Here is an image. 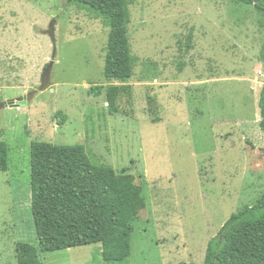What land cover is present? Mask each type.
I'll return each mask as SVG.
<instances>
[{
  "label": "rangeland",
  "instance_id": "374dc122",
  "mask_svg": "<svg viewBox=\"0 0 264 264\" xmlns=\"http://www.w3.org/2000/svg\"><path fill=\"white\" fill-rule=\"evenodd\" d=\"M65 1L0 2V141L10 147V169L0 172V264H18V243L39 247L34 141L85 146L93 164L134 175L147 200L127 261L108 263L91 245L41 254L44 264H203L228 219L264 197L261 15L230 0H133L139 61L125 84L132 97L113 115L107 89L121 83L104 76L110 28Z\"/></svg>",
  "mask_w": 264,
  "mask_h": 264
},
{
  "label": "trees",
  "instance_id": "16d2710c",
  "mask_svg": "<svg viewBox=\"0 0 264 264\" xmlns=\"http://www.w3.org/2000/svg\"><path fill=\"white\" fill-rule=\"evenodd\" d=\"M230 1L253 6L264 29V0ZM65 4L90 10L110 28L104 76L121 84L107 89L106 101L109 112L119 115V100L132 97L131 86L125 84L139 61L129 35L133 0H66ZM260 60L264 62V45ZM259 109L264 134V86ZM9 155V145L0 141V172L9 171ZM30 168L31 210L39 247L18 243V264H44L41 254L91 245L102 246L108 263H123L131 257L134 223L147 208L144 190L134 175L93 164L83 145L44 141L32 142ZM203 264H264V197L228 219L208 243Z\"/></svg>",
  "mask_w": 264,
  "mask_h": 264
},
{
  "label": "water",
  "instance_id": "95a60500",
  "mask_svg": "<svg viewBox=\"0 0 264 264\" xmlns=\"http://www.w3.org/2000/svg\"><path fill=\"white\" fill-rule=\"evenodd\" d=\"M49 35L52 39L53 42V46L56 50V45H57V41H56V28H55V21L52 22L51 26H50V31H49ZM53 61L50 62V64L48 65L43 77L45 78L47 74H49L53 68ZM35 95V93L31 94L30 97H33ZM27 104V98H25L23 101H21L20 105L19 104H15L12 103V106L16 107V106H25Z\"/></svg>",
  "mask_w": 264,
  "mask_h": 264
}]
</instances>
